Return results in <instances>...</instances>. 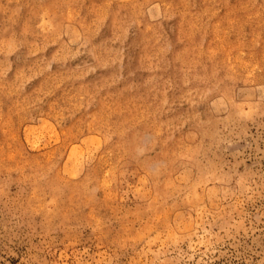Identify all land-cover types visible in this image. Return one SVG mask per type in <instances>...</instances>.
Returning a JSON list of instances; mask_svg holds the SVG:
<instances>
[{
    "label": "rangeland",
    "instance_id": "1",
    "mask_svg": "<svg viewBox=\"0 0 264 264\" xmlns=\"http://www.w3.org/2000/svg\"><path fill=\"white\" fill-rule=\"evenodd\" d=\"M0 264H264V0H0Z\"/></svg>",
    "mask_w": 264,
    "mask_h": 264
}]
</instances>
